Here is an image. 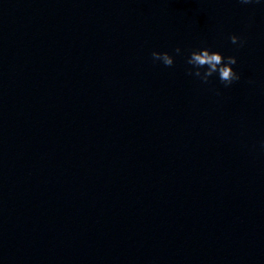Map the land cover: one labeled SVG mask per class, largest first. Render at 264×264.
<instances>
[{
    "label": "clouds",
    "instance_id": "clouds-1",
    "mask_svg": "<svg viewBox=\"0 0 264 264\" xmlns=\"http://www.w3.org/2000/svg\"><path fill=\"white\" fill-rule=\"evenodd\" d=\"M253 2H258V0H240L242 4ZM229 39L232 44L239 45L240 47H243L245 44V41L237 35H231ZM173 51L176 56L182 55L180 47H176ZM151 56L153 62H161L165 67H172L175 62L174 55L168 51H153ZM186 63L191 66L188 68L187 74L199 78L205 84L209 83L210 78L214 75H218L220 82L225 87L231 86L241 78L240 74L233 68V65L237 63L235 56L225 57L221 52L213 51L208 47L189 51Z\"/></svg>",
    "mask_w": 264,
    "mask_h": 264
}]
</instances>
